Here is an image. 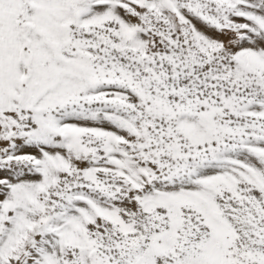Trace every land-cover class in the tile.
Instances as JSON below:
<instances>
[{
	"label": "snow or ice",
	"instance_id": "6c2138e0",
	"mask_svg": "<svg viewBox=\"0 0 264 264\" xmlns=\"http://www.w3.org/2000/svg\"><path fill=\"white\" fill-rule=\"evenodd\" d=\"M0 264H264V0H0Z\"/></svg>",
	"mask_w": 264,
	"mask_h": 264
}]
</instances>
